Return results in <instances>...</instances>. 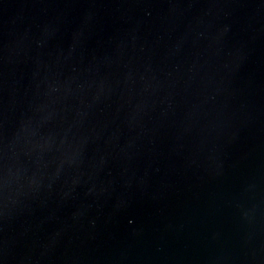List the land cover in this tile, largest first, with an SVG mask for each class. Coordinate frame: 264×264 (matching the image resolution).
<instances>
[{
    "label": "water",
    "instance_id": "obj_1",
    "mask_svg": "<svg viewBox=\"0 0 264 264\" xmlns=\"http://www.w3.org/2000/svg\"><path fill=\"white\" fill-rule=\"evenodd\" d=\"M0 264H264V0H0Z\"/></svg>",
    "mask_w": 264,
    "mask_h": 264
}]
</instances>
